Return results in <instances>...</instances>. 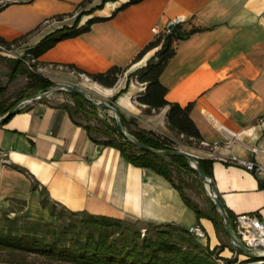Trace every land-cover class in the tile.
Returning a JSON list of instances; mask_svg holds the SVG:
<instances>
[{"label":"crops","instance_id":"1","mask_svg":"<svg viewBox=\"0 0 264 264\" xmlns=\"http://www.w3.org/2000/svg\"><path fill=\"white\" fill-rule=\"evenodd\" d=\"M83 1L8 0L0 9V39L20 40L32 48L56 30L77 22L82 26L93 16L110 17L59 41L39 57V72L54 83L75 85V69L91 74L127 67L112 87L92 79L88 85L127 119H134L138 128L173 139L169 106L151 113L138 100L146 83L134 74L148 65L158 48L136 57L155 38V26L159 34L167 33L171 22L186 31L201 28L175 42L176 53L160 80L169 101L193 104L190 116L203 140L224 143L231 131L237 134L231 149L221 145L212 151L200 145L192 153L211 161V178L234 218L252 213L264 219V172L224 161L234 154L264 166V0H142L115 15L128 0H91L78 7ZM15 68V59L0 55V81L5 80L0 88L6 87L1 100L6 106L15 101L5 98L7 83L21 73L22 67L11 77ZM67 106L34 101L0 122V158L7 160L0 165V209L50 220L46 197L50 204L76 212L145 224L173 223L187 230L200 226L204 234L196 239L219 251L221 258L231 257L226 230L208 215L199 218L163 175L135 166L120 149L102 144L108 139L103 131L91 128L90 133Z\"/></svg>","mask_w":264,"mask_h":264},{"label":"trees","instance_id":"2","mask_svg":"<svg viewBox=\"0 0 264 264\" xmlns=\"http://www.w3.org/2000/svg\"><path fill=\"white\" fill-rule=\"evenodd\" d=\"M89 1L91 0H84L78 7L85 5ZM140 1L142 0H128L122 6L118 7L113 15L129 5ZM6 5H8V3L0 6V9ZM64 15L65 14L58 15L57 17L63 18ZM80 16L81 13H79V17ZM109 18L110 17L93 16L82 26H79L77 22L73 27H65L56 30L46 35L38 44L29 48V50L39 58L59 41L85 33L91 29L94 23L105 21ZM201 30V28H192L186 31L183 30L182 25L178 23L174 28L168 30L167 33L157 34L155 38L140 51L136 60L142 58L152 49L158 48V50L148 65L134 74L137 75V79L140 82L146 83V89L143 94L138 96V100L147 104V110L151 112L153 109L159 110L160 108L169 106V111L167 113L168 127L176 135L183 136L187 138L189 142H195L198 145H200L202 137L199 129L190 116L193 104L189 103L186 106H182L178 102L169 101L166 98L168 89L162 84L160 77L169 61L176 53L175 42ZM16 63L19 69L24 66L23 62L20 60H16ZM19 69H13L11 77L15 76ZM126 69L127 67L112 66L105 72L87 74L92 80L104 86L112 87L117 83L119 77ZM75 71L83 72L79 69H75ZM28 79L26 90L33 89L39 92L41 90H47L55 84L40 72L28 71ZM4 92L5 88H0V115L7 113L19 101L25 98L24 94H20L17 100L11 105L6 106L1 100V96ZM70 95L78 106L77 108L84 111V113H87L83 107L84 103L93 109L97 108L79 94L70 93ZM120 116L124 127L143 143L157 149H176L174 146L175 140L171 137L160 135L154 130L138 128L134 119H127L121 113ZM132 125H135L136 128H133ZM86 127L91 133V127L89 125ZM99 131H103L108 137L107 140L100 141L102 144L117 147L124 154L126 159L135 166L151 168L158 174L163 175L180 192L185 203L196 212L199 218L208 215L219 228L226 230L222 214L218 211L212 199L213 213L207 214L186 194L184 189L174 181L175 171L181 172L182 169L199 177L185 157L160 155L137 147L127 139L116 122L107 125L106 129H99ZM199 161L207 176L212 177L210 168L211 161L201 158H199ZM48 201L49 200L44 197V205L49 206L51 214L58 219L66 213L80 215L84 217L83 220L90 226L95 228L99 227L100 232L96 234L90 229L85 237H74L72 240L64 242L60 241L58 238L50 239L49 235L41 236L36 231L32 230L30 232L18 233L15 231L17 229L14 227L7 228L6 230L0 228L1 250L19 254H35L49 260L67 262L68 264H220L218 260L221 258L219 256V251L204 246L186 228L177 224L147 223L150 227L148 229L146 228L148 234L146 231L145 234H143L142 230H137L134 236L130 237L127 235L125 229L128 225L126 220L105 215H94L87 212L71 211L58 204H50ZM228 214L233 223L234 216L229 212ZM43 223H47L50 226L53 225L51 222H42V220L35 221L34 225H42ZM64 230L66 232L67 228H64ZM49 234L51 233L49 232ZM115 234H119L121 237ZM238 252L243 254L239 249ZM259 260H263V262L258 263L257 261ZM229 263L264 264V259L247 257L245 260L235 259Z\"/></svg>","mask_w":264,"mask_h":264},{"label":"rangeland","instance_id":"3","mask_svg":"<svg viewBox=\"0 0 264 264\" xmlns=\"http://www.w3.org/2000/svg\"><path fill=\"white\" fill-rule=\"evenodd\" d=\"M28 71L26 67L22 66L20 76L18 77L15 82L7 83V86H10V91L5 98L7 100L15 99L17 100L20 94H32L34 95L33 91L26 90V83H27ZM79 77V76H78ZM5 80L0 81V83H4ZM88 81L78 78V81L74 86L83 89L88 93L90 96L103 100L92 90L89 85ZM5 91H6V87ZM28 92V93H27ZM50 101H53L57 104H64L70 106L75 111V116L83 123H86L94 130L98 129H106L107 125H111L115 123V119L112 117V113H110L107 109H100L96 108L93 109L88 106L86 103L83 104V107L87 113L84 111L79 110L77 105L75 104L74 99L68 92H59L54 94L48 98ZM105 101V100H104ZM32 103V102H31ZM110 103V102H109ZM30 104V103H29ZM112 104V103H110ZM114 105V104H112ZM115 106V105H114ZM152 113V112H151ZM133 128H136L132 125ZM160 134V133H159ZM163 135V134H160ZM164 136V135H163ZM175 138V148L176 149H183L188 152H195V149H198L200 145L189 142V140L183 136L174 135ZM174 181L181 186L186 194L196 202L202 209L205 210V213H213L212 212V204H211V197L209 196L203 182L201 181L200 177L197 175L182 169L181 172L175 171L174 173ZM84 217L80 215H72L69 213L64 214L60 219L53 216L50 220H42V222H51L53 225H48L47 223H43L42 225H34V222L39 219H31L28 218L24 214H12L8 210L0 209V228L7 229L10 227H14L18 233L36 231L39 235H49V238H58L60 241L68 242L72 240L74 237H85L86 234L91 230H93L96 234L99 233L100 229L90 226L85 220ZM128 223L126 229L127 235L130 237L134 236L135 231L145 229L146 233L148 234V228H150L147 224L142 223L138 220H126ZM64 228H67L65 232ZM147 228V229H146ZM49 232L51 234H49ZM57 232V233H56ZM119 236V234H115ZM121 237V236H119ZM142 238V235H141ZM196 238V237H195ZM229 239H227V242ZM229 245L232 250V255L230 258H220L221 264H231L229 262L238 259V260H245L248 256L241 254L238 252V249L229 242ZM0 264H68L67 262H57L54 260H49L47 258L37 256L35 254H19V253H12L6 250L0 249Z\"/></svg>","mask_w":264,"mask_h":264},{"label":"built area","instance_id":"4","mask_svg":"<svg viewBox=\"0 0 264 264\" xmlns=\"http://www.w3.org/2000/svg\"><path fill=\"white\" fill-rule=\"evenodd\" d=\"M8 3V0H0V6ZM153 32L157 35L159 30L155 26ZM0 55L6 58L16 59L23 62L24 66L30 72H39L41 68V63L38 57H36L29 48H25L23 43L20 40L5 41L0 39ZM55 67L63 69L65 66L63 64H52ZM77 75L86 80L90 81L91 78L86 72H76ZM31 103V102H30ZM29 103L24 104L22 107L26 106ZM231 138L227 139L224 143L221 142H208L206 140H201L200 145L206 146L210 150H215L221 145H224L226 148L231 149L233 139L237 137L235 132H230ZM254 152H257V148H252ZM199 158V157H198ZM226 162H231L240 166H244L249 171L262 174L264 172V166L257 164L254 161L245 160L239 158L236 155H232L229 159H224ZM7 164L6 159L0 158V165L5 166ZM233 225L238 236L241 238L243 243L251 250L255 255H264V219L260 218L256 214L252 213H243L235 216L233 220ZM188 231L194 236H201L204 234L200 226H192ZM143 234H145V229H143ZM220 262V259H218ZM262 263L263 260L257 261ZM221 264V263H220Z\"/></svg>","mask_w":264,"mask_h":264},{"label":"water","instance_id":"5","mask_svg":"<svg viewBox=\"0 0 264 264\" xmlns=\"http://www.w3.org/2000/svg\"><path fill=\"white\" fill-rule=\"evenodd\" d=\"M175 24L171 22L169 24V29L174 28ZM68 92V93H76L82 96L85 100L89 101L93 105H95L97 108L100 109H107L112 113V117L115 119L116 124L119 126L123 134L129 139L132 143H134L137 147L141 149L148 150L150 152L160 154V155H175V156H183L185 157L190 166L195 169L197 174L199 175L201 181L203 182L209 196L211 197L212 201L217 206L219 212L222 214L224 226L226 229L227 234L229 235V238L232 242V244L242 251V253L248 257L258 258V259H264V255H255L251 252V250L243 243L241 238L238 236L235 227L231 221V218L223 204L222 198L217 192L216 186L214 181L211 177H208L207 174L204 172L199 158L194 155L191 152H188L183 149H157L152 146H149L142 141H140L138 138H136L133 134H131L123 125L120 111L118 108L112 104H110L107 101L96 99L92 96H90L86 91H84L81 88H78L72 84L68 83H55L53 86H51L47 90H41L34 95L25 97L21 101H19L12 109H10L7 113H5L3 116L0 117V122L6 120L9 116H11L15 111L19 110L24 104L34 102V101H40L44 100L54 94H57L59 92Z\"/></svg>","mask_w":264,"mask_h":264}]
</instances>
